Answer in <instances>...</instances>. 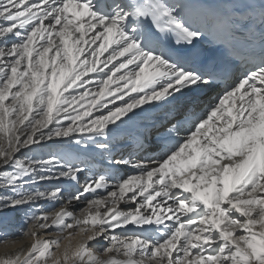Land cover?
I'll list each match as a JSON object with an SVG mask.
<instances>
[{
  "label": "snow or ice",
  "instance_id": "snow-or-ice-1",
  "mask_svg": "<svg viewBox=\"0 0 264 264\" xmlns=\"http://www.w3.org/2000/svg\"><path fill=\"white\" fill-rule=\"evenodd\" d=\"M187 7L184 0H0V214L27 209L20 231L27 243L0 254V264H264V53L242 57L247 70L206 110L184 107L183 119L177 111L175 123L158 129L165 151L157 160L109 156L135 174L94 171L71 152L24 154L42 152L53 138L108 153L105 141L134 109L216 86L213 70L190 63L198 41L234 29L259 30L264 40V0L207 9L212 30L194 23ZM89 73L99 77L94 94L82 79ZM106 94L114 99L104 102ZM94 108L106 114L93 116ZM85 171L91 175L81 183ZM62 179L78 185L67 198L58 185L30 187ZM41 199L61 203L49 212L35 207ZM81 199L79 213L69 210ZM128 226L140 231L116 233ZM100 239L107 246L97 251Z\"/></svg>",
  "mask_w": 264,
  "mask_h": 264
},
{
  "label": "bare ground",
  "instance_id": "bare-ground-1",
  "mask_svg": "<svg viewBox=\"0 0 264 264\" xmlns=\"http://www.w3.org/2000/svg\"><path fill=\"white\" fill-rule=\"evenodd\" d=\"M184 2L188 5L186 8V13L190 16L191 20L200 25L201 27L208 30V26L210 23V18L206 13V8L200 4L199 0H184ZM197 45L200 47L212 48V44L208 40L207 37L197 42ZM115 45H113L114 47ZM111 51V48L108 50ZM108 55V52H105L100 59L103 61ZM123 60V58H120ZM115 63V61H114ZM102 66V65H101ZM111 67V65L109 66ZM132 66L129 65V68ZM107 71V69H105ZM127 70H121L117 75L123 74ZM246 71V69H241V71L235 72L227 82L222 84L221 86H215L211 90H202L197 93H189L185 92L181 96H177L176 99H169L167 103L161 102H149L148 104L140 106L138 109H134L136 112V116L132 117L131 120H125V123L119 127V129H114L112 136L109 141H105L110 146V152H102L94 144H89L87 149L84 150L82 145H76L74 139L69 140L68 138H53L51 141H45V147L43 151L39 149H33L32 152L24 153L25 155L31 157L36 155L37 158H47L46 153L48 152H71L74 155L78 156L80 159H83L85 163L88 165L89 169L94 171H104L107 170L111 172L117 178L127 175L135 174L136 170L132 164L125 163H109V156H111L113 161H123V160H144L147 162L149 159L155 161L159 158L160 155L163 154L160 150L164 149V141L161 140L160 133L158 131L162 130V126H170L169 121L171 123H175L176 121L172 119L173 116L177 115V111L181 113L180 119H183V110L184 107H189L195 110V113L198 115L203 110H206L207 106L215 100L212 99V96L215 98L218 94H221L224 88L230 84L233 80L236 79L242 72ZM82 79H89L92 81L91 85H86L85 87L91 92L95 93L98 89L97 81L99 77L94 73H89L86 77ZM115 79V78H114ZM80 82L78 81L77 84ZM121 84L123 82H120ZM74 88L76 85L73 86ZM110 87H115V84L110 85ZM131 87V85L129 86ZM71 92L72 89H69ZM127 91V90H126ZM67 95V93H65ZM129 95L135 96L136 93L129 92ZM114 97L107 96L102 98L104 102L107 100H113ZM90 97H86L83 102H80L86 108ZM124 100H128V96H124ZM175 100V102H174ZM179 102V104H178ZM116 106L121 104L120 100H114ZM80 104L73 105V107L79 108ZM109 108L112 107L111 104L108 105ZM71 111V109H70ZM167 112H170L167 113ZM106 114V110L96 108L93 109V116ZM131 115V113H129ZM87 119V118H86ZM123 119V118H122ZM64 123H67L66 121ZM119 123V122H117ZM112 127V126H110ZM147 128L148 132L145 135L144 140H139L138 137L141 136V131ZM186 132H181L180 135H186ZM85 142L87 143V139L85 138ZM174 142V141H173ZM160 151V152H159ZM91 175V172L85 171L80 174L81 183H83L84 179ZM60 186L63 189V196L67 198L71 191H74L78 185H75L74 182L69 180H59V181H44L36 184H30V187L39 188L41 190L48 189L53 186ZM101 191L102 190H98ZM85 196L90 199L91 196L85 194ZM80 202H84L83 199ZM61 201H51L48 199H41L37 202L35 207H43L46 211H53L54 209L60 206ZM75 206V207H74ZM85 206L82 203L81 207L79 204L72 203L69 210L79 213L80 210ZM130 207H134L132 204H122L121 208L124 210H128ZM27 209H19L16 211H9L5 214H0V232H7L11 239L16 240V244H5L0 242V254L5 252L6 250H11L14 247H18L21 244L27 243V240L20 236V231L22 228H26L24 223L25 212ZM71 223V221H69ZM145 230H151L148 226H145ZM74 231V230H72ZM140 231V229L135 228L134 226H128L126 231H121L119 229L116 230L117 234L121 235H131L133 232ZM48 234L50 236L55 235V229L49 230ZM79 236H76L72 243L75 244L77 240H79ZM4 237L0 235V241H2ZM68 243L67 240H62L61 244ZM92 246L97 251H102L104 247L107 246V242L100 239L97 242H93ZM55 250V249H54Z\"/></svg>",
  "mask_w": 264,
  "mask_h": 264
},
{
  "label": "rangeland",
  "instance_id": "rangeland-1",
  "mask_svg": "<svg viewBox=\"0 0 264 264\" xmlns=\"http://www.w3.org/2000/svg\"><path fill=\"white\" fill-rule=\"evenodd\" d=\"M205 90L208 91L209 89H205ZM212 99L214 100V97H213V96H212ZM174 102H175V100H174ZM167 113L170 114V112H167ZM160 151L163 152V151H165V149H162V150H160ZM160 151H159V152H160ZM74 203L79 204V206L81 207L82 203H84V202L74 201L73 204H74ZM74 207H75V206H74Z\"/></svg>",
  "mask_w": 264,
  "mask_h": 264
}]
</instances>
